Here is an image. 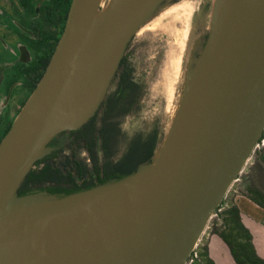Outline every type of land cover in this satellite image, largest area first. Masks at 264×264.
<instances>
[{"label":"water","instance_id":"water-1","mask_svg":"<svg viewBox=\"0 0 264 264\" xmlns=\"http://www.w3.org/2000/svg\"><path fill=\"white\" fill-rule=\"evenodd\" d=\"M169 0H71L44 72L0 140V264H186L264 128V0H211L150 160L69 194L18 188L95 115L137 30Z\"/></svg>","mask_w":264,"mask_h":264},{"label":"trees","instance_id":"trees-1","mask_svg":"<svg viewBox=\"0 0 264 264\" xmlns=\"http://www.w3.org/2000/svg\"><path fill=\"white\" fill-rule=\"evenodd\" d=\"M48 61L49 59L38 72L39 78ZM133 71L125 52L106 97L95 115L78 129L60 132V134L67 132L66 137L58 147L54 146L52 152L35 162L18 188L19 195L35 190H46L57 195L69 194L121 178L134 171L140 163L150 160L156 146L155 136H152L141 150L134 145L115 162L113 167L119 170L117 174H109L113 171L112 166L109 162L102 161L103 156L107 157L103 153L105 143L119 132L116 120L131 112L133 105L140 98L142 86L134 79ZM35 83L32 85L33 88ZM52 143L53 140L49 145ZM83 151H86L87 155L82 156ZM256 152L262 162L264 176V147ZM87 157L89 163L86 162ZM242 193L264 207V186L260 187L254 182L246 183ZM227 197L226 195L214 211L216 214L209 224L211 233L219 235L226 243L236 264H264V258L255 250L249 229L241 220L234 197L229 199ZM207 242L202 243L201 239L199 240L196 247L197 256L192 264H215L209 256Z\"/></svg>","mask_w":264,"mask_h":264},{"label":"rangeland","instance_id":"rangeland-1","mask_svg":"<svg viewBox=\"0 0 264 264\" xmlns=\"http://www.w3.org/2000/svg\"><path fill=\"white\" fill-rule=\"evenodd\" d=\"M206 4L210 8L211 0H179L172 6L164 7L137 30L126 49L128 61L134 70L133 77L141 84L142 89L132 112L121 117L120 121L127 138L137 135L134 140L136 147L144 145L152 136H155L156 148L169 126L172 115L169 108H176V101L179 98L190 38L200 19L198 10ZM171 8L175 11L165 17H159L162 12ZM203 16V21L208 19L207 13ZM28 19L30 20L28 15L14 12L10 3L6 4L0 0V56L2 58L3 43L16 46L19 42L17 32L23 31L22 26ZM3 32L8 41L3 40ZM28 95L29 91L25 88L18 93V97L23 101ZM21 106L18 104L16 109L11 111L8 126ZM5 132L6 130L0 133V140ZM119 156L121 154L116 155V157ZM262 167V162L255 151L239 179L229 189L227 198L234 197L235 199V195L244 190L246 183L254 182L263 187ZM210 234V227H208L201 236L202 243L208 241Z\"/></svg>","mask_w":264,"mask_h":264},{"label":"flooded vegetation","instance_id":"flooded-vegetation-1","mask_svg":"<svg viewBox=\"0 0 264 264\" xmlns=\"http://www.w3.org/2000/svg\"><path fill=\"white\" fill-rule=\"evenodd\" d=\"M178 1L169 0L168 5L172 6ZM1 2L10 3L14 12H21L30 18L23 25L24 27L22 26L23 31L17 32L19 42L16 46H8L3 43V58L0 56V108H3L0 109V133L2 134L8 128L11 111L16 109L18 104L21 106L25 102L18 97L19 91L25 88L30 94L33 90L32 85L39 80L38 72L50 59L64 29L70 7L68 4L71 3V0H1ZM208 6L206 4L201 10H198L200 19L194 27L190 44L196 39L205 40L208 34V26L206 21H203V15L207 13ZM6 37L3 32L4 41H8ZM116 121L119 132L117 135L111 136L109 142L105 143L103 147V153L107 157L103 156L102 161L109 162L113 169L109 174L119 172L113 165L132 149L137 136L127 138L122 129L120 118ZM66 133L57 134L52 139L51 146L58 147V144L66 137ZM143 147L144 145L138 148L141 150ZM82 154V156L87 155L86 151H83ZM118 154L121 156L116 157ZM86 162H90L88 157Z\"/></svg>","mask_w":264,"mask_h":264},{"label":"crops","instance_id":"crops-1","mask_svg":"<svg viewBox=\"0 0 264 264\" xmlns=\"http://www.w3.org/2000/svg\"><path fill=\"white\" fill-rule=\"evenodd\" d=\"M243 224L249 229L257 254L264 258V207L252 201L246 194L235 195ZM208 253L215 264H236L226 243L215 233L207 242Z\"/></svg>","mask_w":264,"mask_h":264},{"label":"built area","instance_id":"built-area-1","mask_svg":"<svg viewBox=\"0 0 264 264\" xmlns=\"http://www.w3.org/2000/svg\"><path fill=\"white\" fill-rule=\"evenodd\" d=\"M262 147H264V128H263V131H262V135H261V137L259 138V140H258V142L256 143V145H255V151L256 150H259L260 148H262ZM255 151H254V153H255ZM239 178H237L235 181H237ZM234 181V182H235ZM233 182V183H234ZM233 185V184H232ZM232 187V186H231ZM229 192V191H228ZM215 212L213 213V215H212V217H211V219L213 218V216H215ZM211 219H210V221H211ZM210 221H209V223H208V225H207V228L209 227V224H210ZM196 256H197V251H196V248L191 252V254H190V256L188 257V260H187V262H186V264H192L193 263V261H194V259L196 258Z\"/></svg>","mask_w":264,"mask_h":264},{"label":"bare ground","instance_id":"bare-ground-1","mask_svg":"<svg viewBox=\"0 0 264 264\" xmlns=\"http://www.w3.org/2000/svg\"><path fill=\"white\" fill-rule=\"evenodd\" d=\"M183 3H184V2H183ZM183 3H182V4H183ZM190 3H191V2H190ZM180 5H181V4H180ZM176 7H177V6H176ZM167 10H168V9H167ZM167 10H166V11H164V12H162V13L159 15V17H160V16H161V17H165V15H167V14H169V13H171V12H174V11H175V9H172V8H171V9H169L168 11H167ZM187 10H188V9H187ZM186 12H187V11H186ZM161 17H160V18H161ZM160 18H159V19H160ZM159 19H158V21H159ZM158 21H157L156 23H158ZM185 31H186V30H185ZM182 32H183V31H182ZM183 33H184V32H183ZM185 33H186V32H185ZM185 35H186V34H185ZM183 39H184V37H183ZM181 42H182V41H181ZM183 48H184V47H183ZM179 63H180V62H179ZM175 65H176V64H175ZM177 66H178V65H177ZM175 70H176V69H175ZM176 73H177V71L175 72V74H176ZM178 73H179V72H178ZM173 92H174V91H173ZM171 96H172V95H171ZM175 109H176V108H173V107H172V108H169V110H170V113H172V114H173V113H174V111H175Z\"/></svg>","mask_w":264,"mask_h":264}]
</instances>
